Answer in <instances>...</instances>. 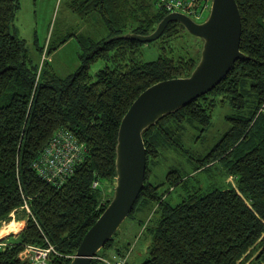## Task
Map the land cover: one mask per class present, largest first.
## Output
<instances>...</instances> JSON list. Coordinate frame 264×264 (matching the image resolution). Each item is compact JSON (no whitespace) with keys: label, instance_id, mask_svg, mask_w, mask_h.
<instances>
[{"label":"trees","instance_id":"trees-1","mask_svg":"<svg viewBox=\"0 0 264 264\" xmlns=\"http://www.w3.org/2000/svg\"><path fill=\"white\" fill-rule=\"evenodd\" d=\"M236 1L242 17L240 49L248 57L238 59L213 90L160 117L143 133L145 186L130 214L154 203L157 222L147 228L152 243L141 264H264V120L259 136L250 140L264 113V0ZM70 7L83 18L96 20L106 33L100 39L78 36L81 65L62 77L46 59L34 63L26 40L12 30L20 1L0 0V223L12 220L14 212L26 214L22 231L1 247L0 264H28L19 258L26 246L49 244L56 252L50 253L48 264H71L86 232L112 198L123 116L142 91L161 80L188 76L200 58V53L174 54L170 40L187 30L177 21L154 40L163 42L154 60L141 58L148 42L122 36L154 31L168 13L159 0H70ZM69 37L50 44L47 52ZM37 50L42 52L43 47ZM100 60L104 64L93 75L91 67ZM226 102L240 110L226 116L230 128L205 152L185 148V125L208 130L213 109ZM61 129L84 141L88 152L72 175L54 183L42 177L33 163ZM166 148L187 155L193 164L191 173L223 163L236 184L209 191L198 188L171 203L166 193L189 175L170 169L166 181L171 186L160 192L163 183L150 178ZM94 180L100 186L93 187ZM118 242L114 235L104 246L116 245L112 255L101 251L104 247L97 255L126 256ZM129 259L128 255L127 264ZM92 263L106 264L97 257Z\"/></svg>","mask_w":264,"mask_h":264},{"label":"rangeland","instance_id":"rangeland-1","mask_svg":"<svg viewBox=\"0 0 264 264\" xmlns=\"http://www.w3.org/2000/svg\"><path fill=\"white\" fill-rule=\"evenodd\" d=\"M19 1L20 8L12 30L26 40L30 58L34 63H40L46 59L52 70L59 76L66 77L76 71L81 65L83 48L78 36L84 35L100 39L106 33L96 20H88L73 11L70 7V0ZM209 13L210 9L205 10L202 14L203 19L198 21L206 20ZM67 37H69V40L66 43L51 53L47 52L50 44H58ZM162 44V39L146 43L143 45L141 58L146 61L156 59L162 51ZM169 45L173 48L175 55H187L190 53L192 56H197L201 52L200 49L203 42L201 38L191 34L188 30H184L180 37L170 40ZM37 46L43 47V51H38ZM103 64V60L95 62L90 72L95 75ZM249 109H251L250 106L247 107V112ZM233 113H236V115L240 114V110H234L228 102L225 104L221 103L212 111V125L208 130L200 132L198 127L185 125L184 131H182V141L185 148L198 153L210 149L230 128L231 124L226 116ZM263 116L264 113L257 121L255 131L252 133L250 140L256 139L263 130ZM243 147L245 146L241 148ZM223 166V163L216 162L208 170L191 173L193 164L188 159V156L182 152L178 153L174 149L166 148L156 160L150 179L156 183H163L160 187V192H163L171 186L166 181V175L170 169L179 168L185 171L189 175L186 181L176 185L175 189L165 195L168 201L177 203L187 195L188 191H194L198 188L203 191H209L216 187L227 188L232 184H236L235 177L230 175ZM106 187L109 188V185L106 184ZM156 207L152 203L148 207L130 214L115 234V239H119L118 244L122 246V249H126L130 264H141L150 254L152 233L147 228L148 226H154L157 222L154 212ZM11 215L12 220L0 223V234L4 229L7 231H4L0 236L4 237L0 239L3 244H7L11 240L8 239L9 237L19 234L26 224V221L24 223L26 214L23 211L14 212ZM11 221L16 223L17 228L7 229L6 226ZM129 243L130 247L127 249L126 247ZM3 244L0 245V249L5 246ZM115 246L104 247L101 251L112 255ZM107 258L111 257L107 256Z\"/></svg>","mask_w":264,"mask_h":264},{"label":"water","instance_id":"water-1","mask_svg":"<svg viewBox=\"0 0 264 264\" xmlns=\"http://www.w3.org/2000/svg\"><path fill=\"white\" fill-rule=\"evenodd\" d=\"M171 21L182 23L191 34L203 39L198 63L188 76L161 80L146 88L123 116L116 145V178L110 188L112 198L86 232L71 264H93L92 259L133 210L145 186L147 148L144 131L160 117L213 90L238 59L248 57L240 49L242 17L236 0H212L209 16L201 22L174 11L167 13L149 34L127 32L122 36L151 42L164 33Z\"/></svg>","mask_w":264,"mask_h":264},{"label":"built area","instance_id":"built-area-1","mask_svg":"<svg viewBox=\"0 0 264 264\" xmlns=\"http://www.w3.org/2000/svg\"><path fill=\"white\" fill-rule=\"evenodd\" d=\"M211 2L212 0L200 3H196L195 0H159V5L168 13L182 12L198 21L203 19L202 14L205 10L211 9ZM87 152L88 147L84 141H80L71 131L61 129L54 134L40 157L34 161L33 166L48 181L63 182L74 173L76 165L84 160ZM98 186H100L99 180H94L93 187ZM25 206L30 212L29 206L27 204ZM2 244L0 242V245ZM52 252H56V250L51 244L47 247L28 245L20 253L19 258L22 261H27L28 264H48ZM95 257L103 260L106 264H127L128 254L120 259H109L98 255Z\"/></svg>","mask_w":264,"mask_h":264},{"label":"bare ground","instance_id":"bare-ground-1","mask_svg":"<svg viewBox=\"0 0 264 264\" xmlns=\"http://www.w3.org/2000/svg\"><path fill=\"white\" fill-rule=\"evenodd\" d=\"M11 222H12V221H11ZM11 222H10L9 225L6 226L7 229H9V228L11 229V228H15V227H16V223H15V222H12V223H11ZM16 228H17V227H16ZM5 230H6V229H4V231H5ZM4 231H1V233L4 232Z\"/></svg>","mask_w":264,"mask_h":264},{"label":"crops","instance_id":"crops-1","mask_svg":"<svg viewBox=\"0 0 264 264\" xmlns=\"http://www.w3.org/2000/svg\"><path fill=\"white\" fill-rule=\"evenodd\" d=\"M25 221H26V219H24V223H25ZM19 230H20V227H19ZM5 232H7V231H5ZM2 233H4V232H2ZM2 233L0 234V236L2 235ZM18 235V234H17ZM17 235H15V236H17ZM3 239L4 237L2 236V237H0V239Z\"/></svg>","mask_w":264,"mask_h":264}]
</instances>
